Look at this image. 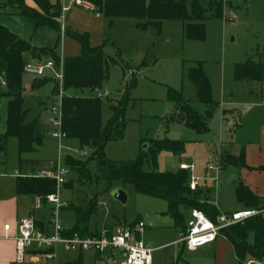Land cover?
<instances>
[{
    "label": "rangeland",
    "instance_id": "rangeland-1",
    "mask_svg": "<svg viewBox=\"0 0 264 264\" xmlns=\"http://www.w3.org/2000/svg\"><path fill=\"white\" fill-rule=\"evenodd\" d=\"M51 1H58L61 7H65V10L61 9L58 18L59 23L65 26L64 29L36 24L18 8L4 7L8 0H0V24L28 41L36 51L52 50L62 57L81 53L80 42L73 32L85 36L90 46L105 43L104 53L116 59L118 64L109 65L108 77L100 89L107 93V96L101 98L103 122L110 116L108 102L119 99L125 86L129 88L123 135L106 142L103 153L107 159L132 161L141 153L148 154L153 140L166 138L181 142L184 151L173 154L160 150L154 161L147 157L143 170L175 172L181 162L191 164L193 171L188 172V175H194L198 180L201 178L199 185H202V193L211 202L219 200V184L229 186L241 181L248 186H259L264 183V166H251L245 161L242 167L229 165L221 168L216 181L212 179L209 190L203 186L202 181L204 174L205 177L206 174L213 177L214 173L213 170L205 171V163H215L217 153L224 146L222 141L231 140L230 125L227 123L230 111L234 109L240 112L247 104L258 105L264 100V81L232 80L234 63L256 61L260 57L264 64V0H222L223 16L204 21L202 40L188 39L179 21L163 20L158 25L148 24L141 28L132 19L110 20L102 14L74 5L73 0ZM25 3L33 6L32 0H25ZM25 59L34 65L46 61L54 63L51 55L43 53L38 57L27 52ZM59 59L62 61V58ZM197 62L201 63L209 80L210 104L195 99L194 87L187 76L189 68ZM36 80L41 83L36 84ZM56 83L57 77L51 71L39 77L23 72L21 107L25 112L24 122H36L41 142L33 149L19 154L16 137L7 138L5 149L0 151L2 187L14 188L19 157L59 163L66 169V173L65 184L57 188V197L71 207L58 212L56 223L60 228L74 224L75 211L72 207L86 208L92 200L94 205L89 223L97 227L105 224H131L140 217L144 223L151 225L152 232L147 233L152 235L157 234V224L173 223L172 217L164 213L167 204L163 199L138 192L133 183L117 178L106 179L95 161L89 162L88 179L79 177L78 172L66 164L67 158L82 161L89 159L91 149L80 146L75 138L53 137L54 132L60 133V95L53 94ZM168 89L176 90L183 99L189 101L191 108L202 120L204 131L186 122V116L168 99ZM87 94V90H84L81 95ZM9 100V96L0 95V135L6 131ZM52 106L56 107V112L51 111ZM223 114L227 119L225 121L221 120ZM114 190L122 191L124 201L112 195ZM50 207L52 205L40 210ZM228 208L232 209V206H227L226 211ZM237 208L241 210L240 204L235 201V210ZM183 216L187 217L184 211ZM183 258L187 260L189 255L184 252ZM258 262L264 264V257Z\"/></svg>",
    "mask_w": 264,
    "mask_h": 264
},
{
    "label": "trees",
    "instance_id": "trees-1",
    "mask_svg": "<svg viewBox=\"0 0 264 264\" xmlns=\"http://www.w3.org/2000/svg\"><path fill=\"white\" fill-rule=\"evenodd\" d=\"M93 6L94 10L103 16L113 19H132L136 26L144 28L148 24L158 25L163 20L179 21L183 24L186 37L190 40H202L204 37V21L210 18L223 16L224 3L222 0H84ZM34 6L25 3V0H8L4 7H16L21 13L29 15L36 24H48L60 28L59 14L60 4L57 1L52 4L49 0H32ZM81 46V53L77 56L63 57V78L61 88L63 91L72 90L73 94H62L60 99V125L59 130L63 136L75 138L80 146L91 149V155L87 160L67 158L66 164L76 170L81 178H90L89 162L95 161L106 179L117 178L135 185L138 192L163 199L166 204L165 214L172 217L179 225L182 232L185 231L184 212L192 209L202 211L210 220L215 222L220 214L218 208L207 198L202 197L201 190L189 189L188 171L179 169L175 172H159L156 170H143L144 161L149 156L154 161L155 155L160 150H167L173 154H181L184 145L176 140L155 139L152 141L148 154L141 153L132 161H113L105 157L103 147L106 142L121 138L124 131V111L128 99L129 88L124 87L121 97L115 101H109L110 116L102 121V99L95 95L100 91L102 83L108 77L110 64H118V61L104 53L105 43L90 46L86 37L73 32ZM32 53L40 57V54H49L54 63L59 64V56L52 50L41 49L36 51L30 43L8 30L0 24V95L10 97L7 105L6 131L0 135V151L5 149L6 140L10 136L17 139L18 153L33 149L40 144L41 136L37 132L36 122H24L25 112L22 110V74L26 63L25 53ZM187 76L194 87V97L197 101L210 104V84L197 62L190 67ZM232 79L239 81H264V64L260 57L256 61L246 60L234 63L232 67ZM40 84L41 81H35ZM87 90V95H81ZM59 93V85L53 87V94ZM168 99L174 102L186 116V122L195 126L198 130H205V126L199 115L191 108L189 101L181 97L174 89L167 90ZM216 160L220 168L234 165H244L242 150L238 155L227 152H218ZM30 165L31 168L39 166L37 160H25L18 158V167ZM65 184V183H64ZM55 180L47 175L38 176L37 172L16 177L15 190L17 194L27 195L31 198L40 197L42 205L47 206L45 196L55 191ZM235 201L241 209H264V200L255 195L249 188L237 181L233 188ZM90 206L72 207L75 211V223L66 230L67 234L78 232L84 235H98L99 231H88L85 223L93 211V200ZM52 207L46 210L45 215L35 219L38 227L42 228L43 221L50 214ZM71 208L65 204L60 208ZM47 218V219H48ZM109 230V229H108ZM109 232H111L109 230ZM222 238L233 247L235 256L242 261L249 256L255 260L264 257V213H258L235 224L220 230Z\"/></svg>",
    "mask_w": 264,
    "mask_h": 264
},
{
    "label": "crops",
    "instance_id": "crops-1",
    "mask_svg": "<svg viewBox=\"0 0 264 264\" xmlns=\"http://www.w3.org/2000/svg\"><path fill=\"white\" fill-rule=\"evenodd\" d=\"M51 3L54 4L53 1H51ZM82 3V5L77 6L89 10L90 12L100 14L94 10L92 5L85 2ZM62 8L63 6H60V9ZM64 27L65 26L63 25V29ZM57 56L63 60L61 54ZM66 93L73 94V91H63V94ZM261 104L259 103L258 105H255L253 103H249L240 112H235L234 109L230 111L228 117L230 120H228L227 123L230 125L229 129L231 133V140L222 141L221 144L224 146L221 147L220 152L224 151L232 155H238L242 150L243 159L248 165L264 166V164H262L264 163V100H261ZM224 117L225 116L223 114L221 116L222 121L227 120ZM22 159L36 160L26 158ZM37 161L40 162V165L35 166L34 168H31L28 164L23 165L21 168L18 167L19 171L14 177V188H9L8 186V189H6L0 184V264H23L25 262L26 264H117L109 258H102L99 254L93 251L65 252L60 250L56 253L53 259H45L43 256H41L39 251L33 248L26 251L22 263H17L15 261L14 237L17 234L16 222L20 218L30 215H32L35 219H40V217L46 213L45 208L42 210H40L41 208H34L33 198L27 195L17 194L15 190L17 176L39 171L45 173H50L53 171V166L55 163L45 162L43 160ZM220 169L216 174V179ZM202 178L203 186L209 190V188L212 186L211 183H213L212 178L207 174L206 177L204 174ZM200 181L201 178L198 180V188L201 190L202 197L207 198V200L211 202L206 194L202 193V185H199ZM235 184L229 186H220V184L218 185L217 194L219 196V200L211 203H213L218 208L220 213L229 214L233 212V210L236 211L235 198L233 194V188ZM245 185L255 195L264 200L263 182L262 185L259 186ZM11 189H13V191ZM229 205L232 206V209L228 208V211H226L227 209L225 208ZM237 210L239 209L237 208ZM34 211L36 212L34 213ZM186 215L187 217L185 220L189 218L190 212H186ZM47 218L48 215L43 218V221H46ZM137 220H141V218L139 217L135 221ZM5 224L9 225L7 237H4L5 232L3 226ZM73 225H68L64 229H70ZM121 225H125V223L119 225L105 224L101 227H97L94 224H90L88 219L85 223V228L88 231H100L103 228L113 231ZM151 228V225H147L145 223V228L141 234V238L144 240V242L153 249L151 264H243L246 260L253 259L249 256H246L244 260L239 261L235 256L232 245L222 237H217L213 242L201 246L194 251H189L184 247V244L179 241L182 231L179 225L174 222V220L173 223L171 222L167 224L166 222L162 225L157 224L155 228L157 234L148 235L149 232L147 233V231L152 232ZM184 252L189 255L187 260H184L183 258Z\"/></svg>",
    "mask_w": 264,
    "mask_h": 264
},
{
    "label": "built area",
    "instance_id": "built-area-1",
    "mask_svg": "<svg viewBox=\"0 0 264 264\" xmlns=\"http://www.w3.org/2000/svg\"><path fill=\"white\" fill-rule=\"evenodd\" d=\"M74 5H82L81 0H73ZM65 8H62V11ZM62 19V16H60ZM60 28L63 29L62 23ZM46 71H51L57 77L59 85L60 99L63 94L61 88L63 78L62 61L55 65L52 61H46L40 65H34L26 62L23 66V72L32 74L34 76H43ZM98 98L107 96L106 92L97 91L95 94ZM52 112H56V107L52 106ZM60 125V108H59ZM53 124H56L52 121ZM54 137L63 136V134L54 132ZM53 171L45 173L42 171L37 172V175L49 176L55 180V191L45 196V201L52 205L49 218L46 220L48 223L43 224L42 228L38 227L35 218L30 215L22 217L16 222L17 234L14 237L15 247V261L21 263L27 250L35 249L40 252L41 256L45 259H53L58 251H93L99 254L102 258H109L117 264H151L153 249L145 243L141 238V233L145 228V223L142 220H137L131 224H125L117 227L115 230L109 232L107 228L99 231L98 235H84L78 232L67 234V229H62L56 223V217L60 208L65 205L57 197V188L65 183L66 169L59 163L53 166ZM179 169L188 172L193 171V165L180 163ZM205 171L213 170L214 175L211 177L216 180V174L220 166L215 160V163L210 161L204 165ZM198 178L194 175L189 176L188 187L191 190L198 188ZM99 204L103 203L99 201ZM42 200L40 197L34 198V208H42ZM264 213V209H241L233 211L229 214L220 213L215 222L210 220L202 211L192 209L190 216L185 222V231L181 233L179 241L184 244V247L189 251H194L197 248L213 242L217 237H221L220 230L235 224L243 219ZM45 223V221H44ZM5 235L9 225L3 226ZM243 264H260L255 259L246 260Z\"/></svg>",
    "mask_w": 264,
    "mask_h": 264
},
{
    "label": "water",
    "instance_id": "water-1",
    "mask_svg": "<svg viewBox=\"0 0 264 264\" xmlns=\"http://www.w3.org/2000/svg\"><path fill=\"white\" fill-rule=\"evenodd\" d=\"M144 147H146V145H144ZM112 195H113L116 199L121 200V201H124V199H125L124 194H123L122 191H120V190H114V191L112 192Z\"/></svg>",
    "mask_w": 264,
    "mask_h": 264
}]
</instances>
